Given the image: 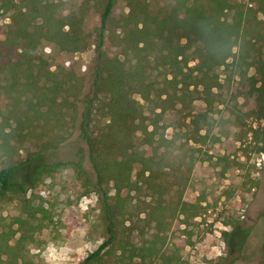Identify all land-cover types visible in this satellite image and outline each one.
<instances>
[{
  "label": "trees",
  "instance_id": "obj_1",
  "mask_svg": "<svg viewBox=\"0 0 264 264\" xmlns=\"http://www.w3.org/2000/svg\"><path fill=\"white\" fill-rule=\"evenodd\" d=\"M95 2L99 15L88 25L82 14L57 17L59 4L55 0H0V15L10 14L9 22L0 25V110L11 107L10 115L0 121V157L7 161L0 167V202H16L25 213L14 218L15 228L0 229V264H35L27 245L44 227L37 214L48 216L42 204L33 205L28 191L43 175L64 166L73 168L81 195L96 192L105 227V238L76 264H188L179 253L188 241L175 242L170 249L167 232L172 223L178 227L188 217L199 215L201 206L180 195L169 198L171 184L166 179L162 149L168 145L166 130L184 115L174 110L173 98L180 105L188 98L189 102L198 98L210 104L211 89L219 86L214 76L218 67L234 65L242 75L253 67L245 109L233 114L235 124L245 127L244 136L249 133L264 143V0H251L250 4L242 0H167L159 11L137 3L128 14L134 29L126 33L120 52H132L134 62L129 67L119 54L110 55L105 49V31L115 0ZM42 42L58 48L60 61L51 65L36 57ZM88 44L94 45L95 57L91 82L83 94L84 83L74 57ZM151 61L170 70V83L175 90H182L180 94L161 92L165 98L159 94L158 99H152L154 85L146 73ZM190 86L199 97L189 96ZM137 96L153 102L150 113L144 112ZM193 108L198 111L191 122L195 124L197 117L205 122L207 109L202 111L200 105ZM94 110L105 119L96 135L90 130ZM66 117L79 129L87 145L86 156L78 148L76 159L68 162L36 165V154L14 159L17 142L21 144L27 135L25 130L32 135L38 129L39 136L52 135V143L62 142L63 137L53 132L64 126ZM10 120L15 123L13 128ZM196 127V133L203 128ZM86 158L94 179L85 168ZM242 165L236 151L231 155L214 149L198 170L203 167L207 175L215 170L224 175ZM133 180L142 184L149 196L143 222L132 218L129 199L123 194L132 189ZM148 226L151 232L146 235ZM137 229L140 239L135 237ZM259 259L256 264H264V240Z\"/></svg>",
  "mask_w": 264,
  "mask_h": 264
},
{
  "label": "rangeland",
  "instance_id": "obj_2",
  "mask_svg": "<svg viewBox=\"0 0 264 264\" xmlns=\"http://www.w3.org/2000/svg\"><path fill=\"white\" fill-rule=\"evenodd\" d=\"M55 1L59 4L56 15L62 19L71 13L82 14L89 25V21L95 22L98 18L99 8L95 0ZM242 1L246 4L251 2ZM137 3H145L149 9L159 11L165 7L167 0H115L105 31V49L110 55L119 54L126 67L134 62L133 54L129 50L120 52L126 33L134 29V21L130 20L128 14L131 8L138 5ZM9 15V13L0 15L1 26L9 22ZM89 16L92 19L88 18ZM262 50L264 53V48ZM35 55L53 65L60 61L61 52L53 43L42 42ZM94 57L93 44H88L74 57L78 74L84 83L83 94L88 91L91 82V65ZM146 73L148 80L154 85L150 94L153 100L158 99L160 95L161 98H165L166 94H160L161 92L171 95L182 92L179 89L175 90L171 85L172 74L169 69L158 68L151 61ZM253 74V67H249L246 74L242 75L237 67L228 64L214 71L219 86L211 89L210 104L197 98L199 94L193 86L189 87L191 91L189 96L196 97V100L189 102L188 98L185 105H180L176 103L177 99L173 98L174 110L184 115L165 132L168 145L162 150L166 161V179L171 184L168 196L174 200L180 195L182 199L200 205L201 209L199 215L188 217L187 221L178 227L175 226V222L171 224L167 232V246L172 249L173 243H178L182 239L187 240V245L180 248L179 253L188 264H228L230 260H233L232 264H256L262 256L264 143L252 139L249 133L244 136L245 127L235 124L233 114L237 109H245V95L249 88L248 76ZM177 87L180 88L181 85ZM137 99L144 112L150 113L153 102H146L139 96ZM195 105H200L202 111L204 108L207 109L205 122L198 117L197 119L195 117V124L191 122L192 116L198 111L193 108ZM83 106L84 102H79L78 110L81 111ZM10 108L6 106L0 110V121L2 117L10 115ZM66 118L64 126L55 128L53 132V135L63 137L62 142L52 143L54 138L52 135L39 136L38 129L32 135L25 130L27 135L21 144L17 142L19 146L14 159L24 160L36 154L37 159L34 162L36 165L56 161L68 162L76 159L78 148L83 149L86 156L87 145L80 137L79 129L68 117ZM246 122H251V119H247ZM10 123L13 128L14 121L10 120ZM196 124L203 127L198 133L195 132ZM104 125V117L100 111L94 110L90 122L91 132L94 135L98 134ZM214 149L231 155L236 151L243 161L242 167L224 175L215 170L211 176L204 172L203 167L198 170L199 163L206 155L213 153ZM6 162L5 158L0 157V167ZM191 163L193 166L190 170ZM206 164L207 162H204L203 165ZM85 168L94 179L87 158ZM27 177L28 175L26 179ZM27 181L29 180L25 181L26 184ZM77 182L73 168L64 166L52 174L43 175L28 191L33 205L42 204L48 216L45 218L40 213L37 214L38 219H43L44 227L35 233L34 242L27 245L28 256L35 264H76L105 238L97 194L91 192L81 195L82 190L77 188ZM133 184L132 189L124 190L123 194L129 199L132 218L138 217L143 222L146 220L145 203L149 196H146L144 187L137 180H133ZM108 188L110 189V185ZM17 216L24 217L25 213L16 202H0V229L9 230V226L15 228L16 225L12 222ZM144 229L145 234L149 235L151 226ZM135 237L136 239L141 237L138 229Z\"/></svg>",
  "mask_w": 264,
  "mask_h": 264
}]
</instances>
